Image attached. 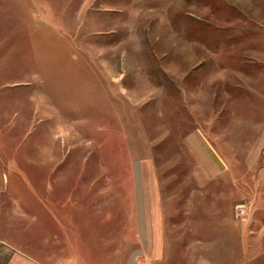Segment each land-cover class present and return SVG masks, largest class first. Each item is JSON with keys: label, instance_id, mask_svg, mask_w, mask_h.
I'll return each instance as SVG.
<instances>
[{"label": "rangeland", "instance_id": "1", "mask_svg": "<svg viewBox=\"0 0 264 264\" xmlns=\"http://www.w3.org/2000/svg\"><path fill=\"white\" fill-rule=\"evenodd\" d=\"M72 168L85 212L109 202V239L131 178L141 193L147 173L174 171L214 191L223 234L264 248V0H0V184L34 207L41 187L49 264L63 247L51 204L67 219Z\"/></svg>", "mask_w": 264, "mask_h": 264}, {"label": "crops", "instance_id": "2", "mask_svg": "<svg viewBox=\"0 0 264 264\" xmlns=\"http://www.w3.org/2000/svg\"><path fill=\"white\" fill-rule=\"evenodd\" d=\"M192 140L194 139L190 140V147L197 152L200 161L205 164L213 162L214 158L209 156L205 148ZM150 160L154 163L153 159ZM130 161L132 168L133 162ZM99 169L103 175L105 164H100V168L98 166L96 170L100 171ZM67 170L72 172V177L76 180L73 186H78L71 191V187L68 188L70 181L66 184V191L70 192L67 193V219L61 214L59 203L51 204L54 227L56 225L60 231L59 233L55 227L57 231L54 233V241L63 245L56 250V259L52 264H264L262 245L255 244L254 248L247 249L244 238L240 248L237 231L223 234L222 230L230 223V219H221L217 208H207L212 200L215 205H219L215 195L212 199L207 198L214 191L198 188L196 185L191 187L189 181L198 178L199 174L180 175L174 171L147 173V189L141 193L135 191L134 178H131V189L126 196V201L130 196V206L127 204L123 207L125 201L121 192L118 198L114 195L116 206L123 202V208L114 214L118 218V230L115 237L109 239L108 218L112 213L108 208L109 202L104 204L106 211H102L101 197H95L94 201L99 204V208L85 212L82 195L87 193L89 184L84 181L83 174H80L84 169L79 173L74 168ZM206 171V175L210 174L209 169ZM3 180L4 183L0 184V253L9 255L10 252L8 264H16L17 258H25V262L34 260L31 264H49L41 187L31 190L34 207L23 189L9 188L7 175ZM161 181L164 189L161 185L160 188L157 186ZM187 183L190 187H186ZM188 187L191 189L187 192ZM56 210L58 214L54 213ZM225 210L223 209L224 213ZM62 212L65 213V209ZM84 213L91 217L81 216L85 220L78 221L79 216ZM95 219L96 224L91 227L92 220ZM62 221L69 224L77 222L75 227L73 223V226L66 227ZM35 234L36 243L31 241ZM112 248L118 250L120 262L114 261Z\"/></svg>", "mask_w": 264, "mask_h": 264}]
</instances>
